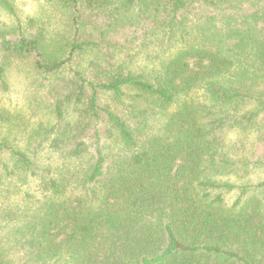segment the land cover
Returning <instances> with one entry per match:
<instances>
[{"label":"trees","instance_id":"trees-1","mask_svg":"<svg viewBox=\"0 0 264 264\" xmlns=\"http://www.w3.org/2000/svg\"><path fill=\"white\" fill-rule=\"evenodd\" d=\"M52 1L62 54L0 0V88L31 60L47 113L0 131L41 195L0 264H264V0Z\"/></svg>","mask_w":264,"mask_h":264},{"label":"rangeland","instance_id":"rangeland-1","mask_svg":"<svg viewBox=\"0 0 264 264\" xmlns=\"http://www.w3.org/2000/svg\"><path fill=\"white\" fill-rule=\"evenodd\" d=\"M12 1L23 18L33 17L37 20L52 43L50 47L62 54L61 41L68 29L63 10L52 0ZM3 22L12 24L14 16L0 9V25ZM6 78L7 88H0V112L4 117L0 119V131L10 140H21L27 128L47 116L42 102H39L42 90L38 87L39 80L31 60H13L7 66ZM11 126L14 127L11 129ZM43 154L47 159L54 158L49 149H44ZM4 157L0 155V237L9 234L7 232L14 229L16 223L5 216L6 211L10 207L24 206L41 196L34 178L21 173L9 174L2 169L6 162ZM79 163L71 162L69 166Z\"/></svg>","mask_w":264,"mask_h":264}]
</instances>
